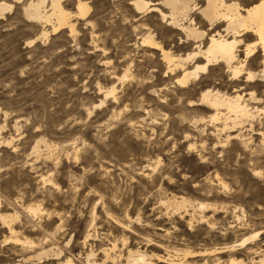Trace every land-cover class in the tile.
<instances>
[{
	"label": "rangeland",
	"instance_id": "obj_1",
	"mask_svg": "<svg viewBox=\"0 0 264 264\" xmlns=\"http://www.w3.org/2000/svg\"><path fill=\"white\" fill-rule=\"evenodd\" d=\"M29 1L0 0L11 6L0 11V215L6 217V223L0 218V264H61L66 257L84 264L89 249L100 260L101 248L113 243L122 257L108 264H124L127 249L177 259L156 264H261L259 46L246 62L255 78L233 79L216 63L183 86L164 72L159 51L141 41L150 33L175 56L194 50L195 41L169 23L164 0H145L144 12L135 9V0H84V17L76 14L75 0H62L75 32L61 27L46 40L38 36L50 25L25 15ZM256 1L234 0L242 7ZM194 4L201 7L204 0ZM43 6L49 12L50 1ZM189 17L210 32L197 9ZM215 28L222 31L224 22ZM240 38L242 58L256 36ZM111 85L114 94L104 98ZM207 88L245 99L253 91L252 117L225 120L221 109V118L211 120L213 111L198 101ZM39 138L48 148L40 142L33 150ZM180 196L207 204L203 218L190 206L177 213L167 205ZM184 250L193 252L186 261ZM42 251L47 256L34 259Z\"/></svg>",
	"mask_w": 264,
	"mask_h": 264
},
{
	"label": "bare ground",
	"instance_id": "obj_2",
	"mask_svg": "<svg viewBox=\"0 0 264 264\" xmlns=\"http://www.w3.org/2000/svg\"><path fill=\"white\" fill-rule=\"evenodd\" d=\"M49 1V12L46 10H42L45 0H31L26 3L25 8L23 7L24 13L28 18H30L31 20L35 19L39 21V23L41 22L42 25H50V30L45 29L44 26H42L38 37L42 40H46V38H48L49 36V32L55 33L61 27H66L70 34H74V23L71 21L72 13L63 9V6L61 4L62 0ZM75 1V8L77 9L76 14L80 17L86 16L89 11V5L87 4V2L84 0ZM163 2L164 5L169 8V15L167 17L169 23L182 31L186 37H189L195 41L196 45L194 50L187 53L185 56H175L169 49L163 48L162 45L159 44V42L154 40L150 33H147L145 36H143L141 41L150 49H155L157 52L159 51L161 59L165 64L166 70L164 69V72H167V74L170 75H174V77L171 76V78H175V82L177 84L184 86L188 83L190 78L196 79L200 71L205 72L208 69L209 65H213L216 63H222L224 66L223 70H225L226 74H228L227 76H230L233 79H238L240 75L244 74L246 80H251L258 75L257 73L246 67V62L257 45L261 49L262 54H264V0H257L255 3L251 4L248 7H242L237 2H234V0H204V5L198 8H196L194 0H164ZM4 5L1 3L0 11H2L4 8L8 9L11 7L10 5ZM133 5L139 12H144L149 9V2L145 0H135L133 1ZM154 9L158 10L161 15V19L166 18V14H164L160 9H158L157 7H155ZM193 9H197L202 17L206 20V22L208 23L207 30H210V32L199 29L195 26L193 20L189 17V14L193 11ZM185 19L188 20V23L184 24V22L182 23L181 20ZM219 21L224 22V28L222 29V31L215 28V24ZM248 32H252L256 36V41H254L253 43L245 44L244 48L242 49L243 57L239 58L237 56V51L239 45L242 42V39L240 37ZM204 39L205 42L203 41ZM199 57L203 58L202 63H197V59ZM259 73L261 77H264V67H262ZM125 76L126 73H124L123 77ZM114 91L115 87L111 85L104 92V98H107L108 95H113ZM253 95L254 92L251 91L248 93V98L245 99L243 97L244 95L236 91H234L232 94H227L221 93L218 90L214 91L213 89L207 88L201 91L198 101L200 102L199 104L202 103L213 111L210 117L211 120H218L221 118V109H224L226 111V114H228V116L225 117V120L228 119L229 116H233L234 120H238L252 117V112L249 108L248 100L255 99V96ZM40 142H43L44 145H46L48 148V145L46 144L47 142L43 138H39L35 142L33 150L38 149V144ZM167 205L172 206L174 211H176L177 213H180L181 211L179 210L186 206H190L193 209H198L199 218H203L202 212L205 208L208 207V205L205 203H194L183 196H180L178 198L172 197L171 200L167 201ZM28 209L33 213H36L39 210L38 207L31 206H29ZM0 218L3 223H6L5 216L0 215ZM9 230L12 231V228L10 226ZM115 247L116 245L113 243L110 247L101 248L100 252L102 253V258L100 260L96 259L94 251L92 249H89V251H87V253L85 254V257L83 258L84 264H108L109 262L115 263L116 260L122 257V254L120 252L116 254L114 250ZM224 248H228V246H225ZM59 249H56V252H54L57 257L60 255ZM208 253L206 252V254ZM44 254H46V251H42L41 253L36 254L34 256V259L40 260L42 255ZM192 254L193 252L184 250L182 252L183 256H181V259L186 261V257ZM45 256H47V254ZM168 257H170V255H168ZM176 260H174L173 258H164L155 254H148L143 250L140 251L139 249H127L124 256V264H156L154 263V261L166 263V261L177 262ZM260 263L264 264V257L260 259ZM61 264L76 263H74V261L70 257H66L65 260L61 262ZM189 264L197 263L190 262ZM215 264L219 263L217 262ZM226 264H235V259L228 260Z\"/></svg>",
	"mask_w": 264,
	"mask_h": 264
}]
</instances>
